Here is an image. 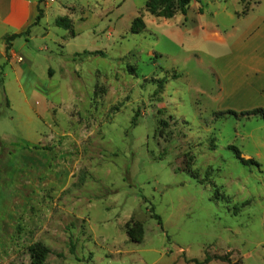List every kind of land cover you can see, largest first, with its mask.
<instances>
[{"label": "rangeland", "instance_id": "374dc122", "mask_svg": "<svg viewBox=\"0 0 264 264\" xmlns=\"http://www.w3.org/2000/svg\"><path fill=\"white\" fill-rule=\"evenodd\" d=\"M147 1L38 4L32 33L49 35L24 57L45 95L26 74V95L6 94L0 76V264H264V120L239 115L264 108V69H221L197 28L240 33L264 0H190L171 18Z\"/></svg>", "mask_w": 264, "mask_h": 264}, {"label": "crops", "instance_id": "0c3cea01", "mask_svg": "<svg viewBox=\"0 0 264 264\" xmlns=\"http://www.w3.org/2000/svg\"><path fill=\"white\" fill-rule=\"evenodd\" d=\"M37 14V0H0V76L6 94L10 92L14 95V91H16L19 94L26 95L20 80L26 74L25 79L31 85L28 96L39 95L42 98L45 95L42 90L37 89L38 86L41 87L42 81L45 79L36 76L32 71L33 58H29L27 61L24 57V55L32 57V46L29 45V37L44 40L49 35V33L42 31L32 33L34 28L40 24L39 21L35 22ZM201 22L197 28L204 33V37L222 46L221 51L223 52L215 57V63L220 65L221 69L226 65L232 64L239 67V64L245 65L247 63L248 66H252L254 71L261 73V70L264 69V17H255L240 33H233L234 28H231L228 32L219 30L217 27L207 30L205 23ZM15 34L18 36L6 40L7 37ZM62 41L59 46L62 45L65 49L66 43ZM56 43L58 44L57 41ZM7 44L9 45L8 49H6ZM42 50H46V47ZM17 56H20L23 60L19 62L16 59ZM46 56L50 57V55ZM56 57L59 63L60 55ZM7 66H9V70ZM51 68H53L52 65L47 63L46 73L53 78L55 72H51ZM10 74L13 77H10ZM28 96L24 97V100H27ZM7 98L9 99L8 96Z\"/></svg>", "mask_w": 264, "mask_h": 264}, {"label": "trees", "instance_id": "16d2710c", "mask_svg": "<svg viewBox=\"0 0 264 264\" xmlns=\"http://www.w3.org/2000/svg\"><path fill=\"white\" fill-rule=\"evenodd\" d=\"M37 1L39 4L42 0H37ZM240 1L242 3H244L245 0H240ZM189 3H190V0H148L145 4V9L150 14L162 16L164 18H171L176 11H179L181 14L186 15ZM243 12H245V10H243ZM41 17H42V10L38 6V14L36 16L35 22L37 23ZM55 24L59 27L64 28V29H70L72 26L69 18L64 17V16L56 18ZM144 28H145V22L142 19V16L138 15V16L134 17L133 20L131 21V24H130V32L140 33L144 30ZM16 36H18V35L17 34L11 35L10 37H7L6 40L13 39ZM8 48H9V45L7 44L6 49H8ZM86 53L87 54H100L101 56L103 55V52L98 51V50L92 51V52L86 51ZM129 68L132 72L135 73V69L132 65H130ZM228 113L235 114L237 116V114L234 111L229 110ZM239 115L247 116V117L257 116V117L264 120V108L263 107H256V108H251V109H247V110H242V111H240ZM234 150H235L236 154L238 156H240L239 151L236 148H234ZM241 160L243 161L244 164H257L253 159H241ZM152 216L157 220L158 224L161 225L160 216L158 214H155V213H152ZM69 250H70V252L73 253L74 248H73L72 243H70ZM213 258L221 259V257H217V256H214V257L205 256V258L203 260L191 259V261L194 262L195 264H207ZM223 259L227 260V257H223Z\"/></svg>", "mask_w": 264, "mask_h": 264}]
</instances>
